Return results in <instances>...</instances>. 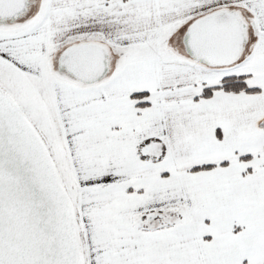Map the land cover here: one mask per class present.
Returning a JSON list of instances; mask_svg holds the SVG:
<instances>
[{"label": "snow or ice", "instance_id": "6c2138e0", "mask_svg": "<svg viewBox=\"0 0 264 264\" xmlns=\"http://www.w3.org/2000/svg\"><path fill=\"white\" fill-rule=\"evenodd\" d=\"M0 264H264V0H0Z\"/></svg>", "mask_w": 264, "mask_h": 264}]
</instances>
